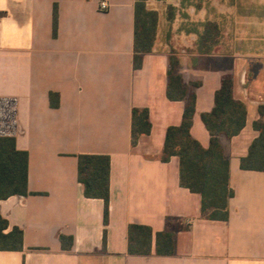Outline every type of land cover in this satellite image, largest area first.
Instances as JSON below:
<instances>
[{"label":"crops","instance_id":"0c3cea01","mask_svg":"<svg viewBox=\"0 0 264 264\" xmlns=\"http://www.w3.org/2000/svg\"><path fill=\"white\" fill-rule=\"evenodd\" d=\"M161 1H146L158 12L157 34L134 69L135 0H0V136H13L16 148L28 153L31 193L0 201L7 231L23 233L22 250L0 251V264H264V172L239 166L257 136L252 124L264 103V0H245L263 10L252 22L236 13L234 0L192 8L199 17L205 12L198 21L220 28L209 54L196 47L202 29L187 31L179 49L171 46L174 21L163 9L177 3ZM171 52L183 82L199 83L190 134L203 148L209 134L200 116L211 111L223 76H232L233 97L246 108L241 132L219 138L234 191L227 221L202 218L199 195L179 185L178 159H160L166 129L180 124L184 109L166 97ZM50 93L58 95L57 107ZM133 108H146L151 125L135 146ZM80 154L110 158L106 225L103 201L85 198L77 181ZM130 224L151 228L152 249L155 233H173L174 255L128 254ZM59 234L72 237L70 250L62 249Z\"/></svg>","mask_w":264,"mask_h":264},{"label":"trees","instance_id":"16d2710c","mask_svg":"<svg viewBox=\"0 0 264 264\" xmlns=\"http://www.w3.org/2000/svg\"><path fill=\"white\" fill-rule=\"evenodd\" d=\"M147 0H135L133 29V68L141 67L142 57L153 49L159 15L148 9ZM176 8H167V20L173 21ZM57 10L53 9V33H56ZM196 47L199 53L209 54L218 44L220 28L215 21H206L202 30L196 33ZM179 61L173 52L169 56L167 70L168 83L166 97L170 101H182L184 109L179 125L166 129L161 161L171 157L178 159L179 185L200 197V212L204 219L227 221L228 203L234 191L229 184V158L223 153L219 138L231 139L237 136L246 120L245 105L233 97V78L225 75L220 87L214 93L210 112L202 113L201 121L209 134V145L203 148L192 138L190 129L195 113V88L199 83L186 85L178 72ZM50 104L57 107L58 95L50 93ZM258 118L252 127L257 132L248 147L247 154L240 158V169L264 172V103L257 108ZM151 129L146 108L131 110L130 143L135 146L141 136L148 135ZM109 174L110 158L107 155L80 154L77 156V181L82 193L88 199H100L104 203L103 223L109 216ZM28 153L15 146L13 136H0V201L11 196H27ZM8 221L0 215V251H21L23 233L17 227L9 231ZM105 236V235H104ZM105 238V237H104ZM103 238V239H104ZM150 227L130 224L127 228V252L130 255L171 256L175 253V236L161 231L154 234ZM63 250H70L73 239L58 235Z\"/></svg>","mask_w":264,"mask_h":264},{"label":"rangeland","instance_id":"374dc122","mask_svg":"<svg viewBox=\"0 0 264 264\" xmlns=\"http://www.w3.org/2000/svg\"><path fill=\"white\" fill-rule=\"evenodd\" d=\"M152 1H153V4L155 5V3H158L161 0H152ZM166 1H168V0H166ZM255 1L258 2L259 0H255ZM169 2H171V0H169ZM210 2H211V0H176L177 10L174 12L175 13L174 20H173L174 23H173V26H169L170 29L168 28V30L171 33V37L173 38L172 43H171L172 47H176V49H179L181 47L180 44H182V43L178 40H180L181 37L183 38L184 35H187V31L197 32L198 30L200 31V29H202V25L204 24V22L201 23L198 20L204 18L205 12L203 14V17H201V16L199 17L191 9L192 8L194 9L196 7V5L197 6L200 5L201 7H207V6H209ZM234 3H236L235 4L236 7L238 6V8H239V11H236V13H238L239 15H242L243 17H245V14H246L247 16H249L248 19L250 20V22L253 21L252 17L253 18L257 17L255 19V20H257L259 18V16L262 14L263 10H261V8L262 7L264 8V6H262V7L256 6L255 7V6H251L250 4L246 5L245 0H234ZM165 6H167V5H165ZM165 6H164V8H165ZM163 13L166 15V18H167V9H166V11L163 9ZM211 19L212 18H210V20ZM206 21H208V20H206ZM166 25H167V22H165V25H163V24L161 25L160 30H161V32H163L162 37L164 35V32L167 31ZM243 30H245V28L240 29V31L238 33L239 35H241V37H243L245 34V32H243ZM251 31L252 30H250V32ZM239 45L240 46L238 48V52H240L239 53V55H240V54H242L243 51H245V39H244V42L239 43ZM187 50H189V49H187ZM174 52H176V51H174Z\"/></svg>","mask_w":264,"mask_h":264},{"label":"built area","instance_id":"2783aa9c","mask_svg":"<svg viewBox=\"0 0 264 264\" xmlns=\"http://www.w3.org/2000/svg\"><path fill=\"white\" fill-rule=\"evenodd\" d=\"M107 8H108V4H107L105 1L100 2V4H99V9H100L101 11H104V10H106Z\"/></svg>","mask_w":264,"mask_h":264}]
</instances>
